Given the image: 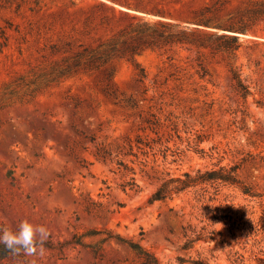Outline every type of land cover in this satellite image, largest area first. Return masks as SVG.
I'll use <instances>...</instances> for the list:
<instances>
[{"label": "rangeland", "instance_id": "374dc122", "mask_svg": "<svg viewBox=\"0 0 264 264\" xmlns=\"http://www.w3.org/2000/svg\"><path fill=\"white\" fill-rule=\"evenodd\" d=\"M248 1L233 0L224 15ZM125 10L136 12L118 0H0V225L27 218L47 227L37 264H142L117 234L161 264H191L180 256L232 264L236 250L264 264V16L235 61L244 96L228 55L211 46L147 47L73 65L85 45L133 39L122 32L138 19ZM102 147L114 159H100ZM221 164H239L256 195L209 182L151 201L169 176ZM133 175L138 190L124 185ZM226 214L253 221L255 232L233 235ZM189 224L222 229L227 241L183 250ZM0 264H11L9 253Z\"/></svg>", "mask_w": 264, "mask_h": 264}, {"label": "trees", "instance_id": "16d2710c", "mask_svg": "<svg viewBox=\"0 0 264 264\" xmlns=\"http://www.w3.org/2000/svg\"><path fill=\"white\" fill-rule=\"evenodd\" d=\"M129 8L136 10L135 13L125 10V14L138 21H131L122 32L123 35L132 36V40L124 36L118 37L123 39V44L92 47L85 45L75 54L73 65L95 67L105 61L114 52L130 53L134 56L137 52L147 47H164L174 46L178 43H194L199 46H211L217 51H222L229 57V63L236 80L238 89L244 96L250 93L248 86L244 83L243 78L235 65V61L240 48L243 45V36L258 22V19L264 16V0H249L244 8L238 12L228 11V7L233 0H211L202 3L194 1L185 2L184 0H118ZM104 5L115 9L114 5ZM138 63V62H137ZM144 73V72H143ZM134 145L126 150V154L132 153ZM100 159H114V153L102 147L97 152ZM122 163V162H119ZM239 164H221L217 168H210L196 171L186 170L180 175H171L164 179L151 196V201L173 199L191 188L204 183L214 182L219 184H232L239 186L244 193L256 195L252 188L245 184L239 176ZM134 169V168H133ZM136 173V170H133ZM133 182L127 180L125 187H131L138 190L140 184L133 175ZM233 235L243 232L250 236L255 232L256 226L253 221H237L227 214L224 216ZM249 223V226L246 224ZM204 232H198L191 224L183 226L185 240L181 244V249L190 251L202 239L210 243L213 241L224 242V232L217 227L208 228L203 226ZM204 233V234H203ZM115 237L119 242L127 244L141 259L142 264H161L157 255L141 244L139 241L129 239L120 234ZM219 237H223L222 240ZM215 258H218L213 249H210ZM98 251V248L96 249ZM8 251L2 252L0 249V258L7 255ZM181 262L189 261L191 264H217L212 263L208 258H191L189 260L180 256ZM232 264H248L244 254L238 250L229 255Z\"/></svg>", "mask_w": 264, "mask_h": 264}, {"label": "clouds", "instance_id": "9594fccd", "mask_svg": "<svg viewBox=\"0 0 264 264\" xmlns=\"http://www.w3.org/2000/svg\"><path fill=\"white\" fill-rule=\"evenodd\" d=\"M49 236L47 227L27 218L15 228L0 225V244L7 249L11 264H37V258L44 256Z\"/></svg>", "mask_w": 264, "mask_h": 264}, {"label": "water", "instance_id": "95a60500", "mask_svg": "<svg viewBox=\"0 0 264 264\" xmlns=\"http://www.w3.org/2000/svg\"><path fill=\"white\" fill-rule=\"evenodd\" d=\"M248 36H250V37H255V38H260V36L255 35V34H248Z\"/></svg>", "mask_w": 264, "mask_h": 264}]
</instances>
